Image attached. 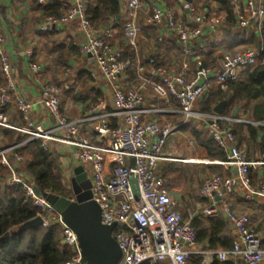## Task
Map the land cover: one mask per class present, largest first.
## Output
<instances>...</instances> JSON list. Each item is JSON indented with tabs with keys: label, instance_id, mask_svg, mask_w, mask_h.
<instances>
[{
	"label": "built area",
	"instance_id": "2783aa9c",
	"mask_svg": "<svg viewBox=\"0 0 264 264\" xmlns=\"http://www.w3.org/2000/svg\"><path fill=\"white\" fill-rule=\"evenodd\" d=\"M121 1L131 13L130 20L122 27V35L126 47L133 51L141 35L136 17L142 5L140 0ZM220 1L229 3L236 22L233 30L237 34L260 35L264 22V0ZM88 2L53 0L65 13L60 17H43L40 30L46 32L73 22L78 24L87 38L78 46V53L88 56L93 62L89 77L99 74L109 84L111 112L100 113V110H105V105L99 102L85 117L69 121L61 112L58 87L47 83L42 87L36 103L15 96L16 112L23 122L22 126L7 121L1 114L2 107L8 103V94L15 88L0 27V74L6 82L0 87V128L26 136V140L16 145L0 144V164L10 172L5 184L22 187L26 198L40 211L37 217L41 218V226L57 225L59 248H67L71 253L69 260L63 264H83L75 233L62 223L60 215L43 198L35 196L31 179L10 165V154L32 140L40 141L43 150H48L50 144L74 150L76 161L90 180L91 200L99 207L100 223L104 226L115 224L112 236L121 252L118 264H192L194 256L201 257L199 264H237L238 260L244 264H264L261 236L251 226L248 216L233 212L227 200L231 194L239 192L246 202L256 200L264 208V185L259 184L256 188L249 180L250 170L264 166V161L250 160L245 152L238 149L233 130L219 124L228 119L195 109L209 88L207 76L212 77L214 84L224 91L230 84L238 82L245 71L264 62L259 59L260 50L244 48L233 53L224 52L213 68H206L195 53L194 46L202 37V26L215 30L222 24L221 17L198 13L192 16L193 24L187 25L178 21L173 13L153 8L144 19L145 25L157 30L158 42L167 37L173 39L183 57L173 75L162 67H154L153 58L148 59L150 74L158 78V82L153 83V92L162 99L174 98L178 102L180 119L174 124L144 121V116L155 111L143 107V96L138 90L124 89L119 85V76L128 64L124 48L115 44V33L111 28L97 30L90 25L85 15ZM38 3L43 4L44 0H38ZM162 27L163 31L160 30ZM25 55L32 59V51L27 50ZM191 61L196 66L190 72ZM40 68L37 62H29L31 73H38ZM35 105L41 106L52 118L50 128H42L31 121L30 113ZM192 122L204 124L212 141L225 153L224 161L210 163L233 172L231 175L204 177L197 196L200 202L207 204L191 213L202 218L221 217L229 224L235 239L228 251L207 250L196 244L194 229L181 213L183 193L169 191L165 180L156 173L160 163L185 162V158L175 155L168 143L182 126ZM86 124H95L93 132L97 142L90 141L81 133V126ZM189 146L192 147L191 142ZM13 161L19 165L20 156L14 154Z\"/></svg>",
	"mask_w": 264,
	"mask_h": 264
},
{
	"label": "crops",
	"instance_id": "0c3cea01",
	"mask_svg": "<svg viewBox=\"0 0 264 264\" xmlns=\"http://www.w3.org/2000/svg\"><path fill=\"white\" fill-rule=\"evenodd\" d=\"M140 2L142 7L137 12L136 22L141 26V35L138 39L137 48L131 51V63H128L126 70L119 76L118 83L124 89L138 90L139 94L143 96V107L155 111V113L144 116L142 118L144 121L174 124L180 119L178 102L172 97L162 99L154 94L153 83L158 82V78L150 74L151 68L148 65V59L156 58L161 64L160 67L173 75L179 69L183 57L177 43L173 39L167 37L164 41L158 42L156 38L158 37L157 30L145 25L144 19L153 8L159 7L163 12L173 13L178 21L192 25V16L207 10L201 8V0H140ZM48 4H53V0H44L43 4H39L38 0H35V2L33 0H0V27L5 38V51L11 65L15 96H20L29 102L36 103L40 98L42 87L50 83L58 87L61 112L69 121H77L88 115L91 109L88 105L94 100H97L98 103L103 102L105 105V110H100V113L111 112L110 86L99 74H96L94 78L89 77V72L93 69V62L88 56H82L79 53L72 54L64 59L66 64L64 67H60L56 63V47L63 46L65 51L70 47L78 48L87 38L76 22L66 26H58L50 31H41L40 22L43 17H41L40 11L36 8ZM119 5L120 16L116 18V22H119V27H115L114 22L108 21L103 23L97 30L111 28L115 33V44L120 48H125L122 27L130 20L131 13L127 9L125 2L119 0ZM209 9L214 11L217 8L211 2ZM213 14L220 15L218 12ZM202 29V37L194 46L195 53L199 58L207 52H212L214 59L217 61L218 57L224 52L233 53L244 48L260 50L258 45L259 35L251 34L246 36L237 34L232 29L233 34L243 35L247 39L254 38L257 45L253 42L238 46L233 45L232 49L228 51L226 49V39L219 29L211 30L207 25H203ZM160 30L163 31V27ZM27 50L32 51V59L26 57L25 52ZM30 61H35L41 66L38 73L33 74L30 72ZM261 63L259 62L258 65ZM194 64V61L190 62V72L194 70ZM140 69L142 70L140 71ZM143 79L146 81H143ZM206 79L208 82L209 80L213 81L210 76H207ZM250 104V102L248 104L246 102L240 104L233 109L228 117L222 116L221 113L220 116L228 119V121H221L225 124L223 126L220 124V126L233 129L234 124L252 123L256 126L262 124L246 120V116L251 115V111L249 112ZM198 108L196 104L195 109L198 110ZM235 109L236 112H234ZM14 111L16 113V107ZM233 113H235L234 118H232ZM4 117L7 121L22 126L18 119H14L11 116ZM30 119L35 125L42 128H50L53 123L52 118L39 105L33 107ZM236 120L240 122H236ZM106 121L108 122L109 120ZM112 123H114V120H112ZM94 126L95 124L83 125L80 131L90 141L97 142L98 140L95 139L93 132ZM192 127L200 129L201 126L196 122L182 126L177 134L169 140L168 147L174 150L175 155L181 158L201 161L200 165H216L208 164L210 161L203 158V152L191 135ZM201 130L205 132L206 128L201 127ZM189 142L192 143V147L189 146ZM235 142L237 145V141ZM0 144L2 146L9 145L7 139L1 136ZM238 149L245 152L250 160L264 161V157L261 154L252 152L247 145L242 144ZM49 150H54L63 156L61 167L65 180L69 176L71 178L73 169L80 166L75 159L74 150L68 146L54 144L49 145ZM20 170V166L17 165V171L23 173ZM222 170L223 174L227 172L224 168ZM208 172V170L199 169L197 176H193L191 183H188L183 189L185 191V204H189L192 211L207 204L206 202H200L197 194L201 182ZM261 181L259 177L258 185H263ZM199 182L200 184H198ZM227 200L233 212L248 216L251 226L257 229L262 241H264V208L258 201L246 202L239 192H234ZM185 218L187 217L185 216ZM237 264L244 263L242 260H238Z\"/></svg>",
	"mask_w": 264,
	"mask_h": 264
},
{
	"label": "trees",
	"instance_id": "16d2710c",
	"mask_svg": "<svg viewBox=\"0 0 264 264\" xmlns=\"http://www.w3.org/2000/svg\"><path fill=\"white\" fill-rule=\"evenodd\" d=\"M35 2V0H33ZM213 2L214 11H210V3ZM201 8L207 15L220 13L222 24L217 28L222 32L226 39V49L230 51L233 45H243L248 42L255 43L254 38H246L243 35L232 33L236 22L232 9L228 2L220 0H201ZM41 17L54 16L60 17L65 13L57 3L48 4L43 7H37ZM85 15L90 25L99 28L103 23L112 21L115 27H119L116 18L120 16L119 0H89ZM258 45L260 46L259 59L264 60V22L259 35ZM255 45H257L255 43ZM56 63L60 67L66 66L64 59L72 54H78V48L70 47L67 51L64 47H56ZM131 49L124 48V56L130 64L132 58ZM154 59V58H153ZM154 67L158 68L161 64L154 59ZM204 67L213 68L216 63L212 52H207L201 57ZM195 69L196 64L193 65ZM128 67V64H127ZM194 71V70H193ZM6 82L0 74V87L5 86ZM9 101L2 107V116H11L18 119L23 125L18 113L14 111L15 94H8ZM225 102L222 116H230L233 109L242 103H251L249 112L246 116L249 122L262 123V126L255 124H234L233 134L237 147L247 145L252 152H258L264 157V62L247 70L243 73L241 80L230 84L226 90L221 91L213 81L209 80V88L205 96L198 102V109L202 113L212 114L214 107ZM98 103L92 101L88 107L91 108ZM88 108V109H89ZM205 128L204 124L199 123ZM222 126L224 122H219ZM196 127L191 128V135L203 152V158L213 161H224L226 159L224 151L219 148L210 138L209 134ZM261 134V136L258 135ZM0 136L6 138L9 145H16L24 140L26 136L12 130L0 128ZM14 154L19 155L21 162L19 164L23 174L28 176L33 186L40 193H48L59 197L71 199L70 177L65 180L64 172L61 167L63 156L54 150H43L41 142L32 140L23 147L15 150L9 156L10 165L17 170V164L13 161ZM208 170L214 176L231 175L233 172L223 170L219 165H204L197 169ZM186 166L175 165L173 163H160L157 166L156 173L165 180V187L172 192H179L185 188L194 176L196 170ZM257 169V170H256ZM250 170L249 180L254 187H258V178L264 185V166L259 169ZM9 170L0 164V264H63L70 258V250L60 249V232L57 225L52 224L48 228L43 226L30 227L20 230L19 227L39 214V209L33 206L30 199L26 198L25 192L19 185H7L5 182L9 179ZM200 189V188H199ZM185 196V195H183ZM185 199L181 197V201ZM229 204V203H228ZM230 206V204H229ZM231 208V207H230ZM186 217L195 232V241L203 249L213 251H228L231 249L234 234L230 232L229 224L221 217L202 218L199 215L192 216V208L185 204ZM257 231V229L255 228ZM258 232V231H257ZM5 235H8L5 237ZM264 244V241H262ZM200 256H194L191 259L192 264H199ZM218 264V263H214ZM229 264V263H228Z\"/></svg>",
	"mask_w": 264,
	"mask_h": 264
},
{
	"label": "water",
	"instance_id": "95a60500",
	"mask_svg": "<svg viewBox=\"0 0 264 264\" xmlns=\"http://www.w3.org/2000/svg\"><path fill=\"white\" fill-rule=\"evenodd\" d=\"M224 105L225 102L217 104L213 113L221 115ZM234 117L235 113L232 114V118ZM258 135L261 136L260 133ZM69 182L71 199L40 193L35 186L32 190L35 196L43 198L60 215L62 223L75 233L83 264H118L121 252L112 236L115 224L104 226L100 223V210L91 200L90 180L81 166L73 169ZM134 196L137 197L136 192ZM41 224V218L36 217L21 225L19 229Z\"/></svg>",
	"mask_w": 264,
	"mask_h": 264
},
{
	"label": "rangeland",
	"instance_id": "374dc122",
	"mask_svg": "<svg viewBox=\"0 0 264 264\" xmlns=\"http://www.w3.org/2000/svg\"><path fill=\"white\" fill-rule=\"evenodd\" d=\"M198 105V104H197ZM199 110V109H198ZM257 126H262V124H260V125H257ZM188 161V163H187V161ZM173 164H175V165H180V166H186V167H189L190 169H193V170H195V169H197V168H195V167H197V166H204V165H200L202 162L201 161H199L198 163L197 162H190V159H185V162H182V163H177V162H172ZM208 164H211L210 162L208 163ZM200 169V168H199ZM199 169H197L196 171L197 172H195V174H194V177H196L197 176V173H199ZM202 173V172H201ZM209 175H212V176H214L213 174H211L210 172H208L207 174H206V176H209ZM70 177V176H69ZM198 184H200V182L198 183ZM185 189V188H184ZM181 192L183 193V195H185V191L182 189L181 190ZM182 197H184L185 198V196H182ZM181 213H182V215L185 217V215L187 214L186 213V210H185V199L183 200V198H182V204H181ZM244 215H246V214H244ZM247 216V215H246Z\"/></svg>",
	"mask_w": 264,
	"mask_h": 264
}]
</instances>
